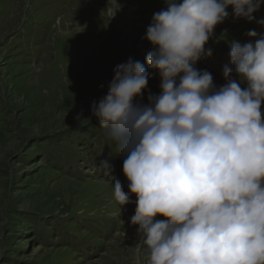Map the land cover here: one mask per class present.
Wrapping results in <instances>:
<instances>
[{
  "label": "rangeland",
  "instance_id": "374dc122",
  "mask_svg": "<svg viewBox=\"0 0 264 264\" xmlns=\"http://www.w3.org/2000/svg\"><path fill=\"white\" fill-rule=\"evenodd\" d=\"M166 8L164 0H0V264H136L138 248L147 264L131 223L137 198L126 155L92 105L107 95L117 65L131 58L148 68L156 49L144 37ZM227 10L205 46L212 54L195 65L217 89L225 67L239 80L231 42L254 43L252 30L264 35V2L251 21ZM160 84L150 69L137 102L160 95ZM117 180L130 196L123 206Z\"/></svg>",
  "mask_w": 264,
  "mask_h": 264
},
{
  "label": "clouds",
  "instance_id": "9594fccd",
  "mask_svg": "<svg viewBox=\"0 0 264 264\" xmlns=\"http://www.w3.org/2000/svg\"><path fill=\"white\" fill-rule=\"evenodd\" d=\"M164 2L144 37L156 49L148 68L131 58L117 65L107 95L92 105L126 155L123 172L137 198L131 223L147 264H264V35L252 30L254 43L231 42L239 80L225 67L227 83L217 89L211 73L195 67L212 54L205 46L230 6L235 18L251 21L264 0ZM150 69L161 94L143 105ZM129 193L117 180L121 206Z\"/></svg>",
  "mask_w": 264,
  "mask_h": 264
},
{
  "label": "bare ground",
  "instance_id": "6f19581e",
  "mask_svg": "<svg viewBox=\"0 0 264 264\" xmlns=\"http://www.w3.org/2000/svg\"><path fill=\"white\" fill-rule=\"evenodd\" d=\"M97 5V4H96ZM259 27V26H258ZM129 213V212H128Z\"/></svg>",
  "mask_w": 264,
  "mask_h": 264
}]
</instances>
